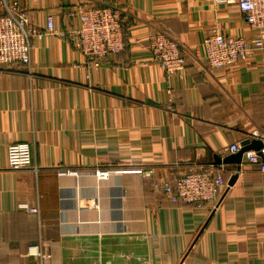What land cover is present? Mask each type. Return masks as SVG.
I'll list each match as a JSON object with an SVG mask.
<instances>
[{
  "label": "crops",
  "instance_id": "obj_1",
  "mask_svg": "<svg viewBox=\"0 0 264 264\" xmlns=\"http://www.w3.org/2000/svg\"><path fill=\"white\" fill-rule=\"evenodd\" d=\"M18 1L38 31L53 14L59 32L79 25L70 7L117 4L128 47L94 67L46 33L33 40L32 73L0 68V264H38V246L45 264H264V173L244 155L240 167L215 163L249 138L264 147V48L215 70L202 48L213 28L256 37L236 0ZM155 29L189 51L183 73L167 77L152 59ZM18 142L32 144L38 173L9 168ZM190 163L228 170L215 206L155 188Z\"/></svg>",
  "mask_w": 264,
  "mask_h": 264
},
{
  "label": "built area",
  "instance_id": "obj_2",
  "mask_svg": "<svg viewBox=\"0 0 264 264\" xmlns=\"http://www.w3.org/2000/svg\"><path fill=\"white\" fill-rule=\"evenodd\" d=\"M245 21L255 31L254 39L244 36L225 35L213 28L202 42L203 54L208 69H231L240 62H246L256 51L264 48V0H236ZM0 68H13L21 64L33 72L34 38L46 33L67 37L73 46L83 53L94 67L118 54L126 47L124 10L117 4L101 3L77 5L66 11V18L78 20V26L66 31H57L54 15L47 16L45 31H38L30 20L29 12L18 0H0ZM148 50L154 62L167 77L181 74L187 65L189 51L184 44L169 32L155 29L149 32ZM33 146L29 142L12 143L8 146V166L12 170L30 168L35 173L40 167L33 162ZM239 144L230 146L231 152H238ZM244 158L249 166L264 173V147L260 150H247ZM226 170L217 164L190 163L186 172L174 182H154L155 188L172 202H183L200 206L217 204L221 191L227 186ZM241 170L234 171L239 173ZM70 169H60V176L72 174ZM151 170L147 172L149 176ZM38 264H45L49 253L38 246Z\"/></svg>",
  "mask_w": 264,
  "mask_h": 264
},
{
  "label": "water",
  "instance_id": "obj_3",
  "mask_svg": "<svg viewBox=\"0 0 264 264\" xmlns=\"http://www.w3.org/2000/svg\"><path fill=\"white\" fill-rule=\"evenodd\" d=\"M241 145H242L241 149L238 152L231 154L225 158L217 157L215 159V163H218V164H220V163H226V164L227 163H236L240 167V164L242 163L243 154L245 151L250 150V149L260 150L263 147L262 141H259L256 138L246 139L242 142ZM237 177H238V174L237 173L234 174L232 176V178L230 179L229 184L232 185L234 183V181L237 179Z\"/></svg>",
  "mask_w": 264,
  "mask_h": 264
},
{
  "label": "trees",
  "instance_id": "obj_4",
  "mask_svg": "<svg viewBox=\"0 0 264 264\" xmlns=\"http://www.w3.org/2000/svg\"><path fill=\"white\" fill-rule=\"evenodd\" d=\"M124 29H125V32H126V34H127V28L125 27V25H124ZM126 36H127V35H126ZM126 40H127V38L125 37V42H127ZM127 47H128V46H127V43H126V47H125V48L127 49ZM125 48H124V50H125Z\"/></svg>",
  "mask_w": 264,
  "mask_h": 264
}]
</instances>
